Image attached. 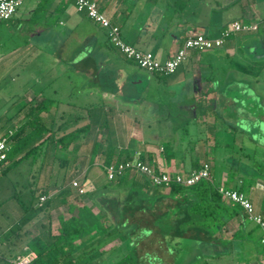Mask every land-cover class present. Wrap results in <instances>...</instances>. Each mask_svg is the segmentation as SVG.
Wrapping results in <instances>:
<instances>
[{
    "label": "crops",
    "instance_id": "crops-1",
    "mask_svg": "<svg viewBox=\"0 0 264 264\" xmlns=\"http://www.w3.org/2000/svg\"><path fill=\"white\" fill-rule=\"evenodd\" d=\"M94 1L99 10L118 25L126 42L140 50L151 52L160 61L170 57L187 35L204 33L214 37L222 26L233 19L264 17V0ZM39 3L40 0H31L22 14H18L16 9L14 15L20 16L17 18L20 22L17 23H21L23 28L20 33L24 35L20 37L21 43L9 52L21 50L27 57L44 43L58 46V50L62 47L63 51H70V60L64 65L78 80L76 86L75 82L73 84L75 88L72 95L75 99L70 98V104L67 102L70 118H73L70 125L81 120L82 123L77 127L87 125L88 128L70 142L69 179L65 178L67 169L60 174L53 173V155L50 160H47V156L44 157V163L49 168L39 173V180L32 189L34 198L29 201V206H18L10 201L13 197V185H8L4 193H1L0 185V198L3 199L0 203L10 201L6 210L0 212V264H5V259L28 248L27 242L34 235L57 234L60 228L58 219L67 218L54 206L58 196H61V202H66L68 217L78 216L87 209L106 229L108 222L102 221V217L106 218L102 216L96 202L100 194L121 193L130 187L153 192L154 188L147 179L133 171H125L117 180L107 181L102 169L106 159L109 162L119 160L126 154L138 153L160 171L182 174L207 162L210 155L212 183L240 189L250 201L253 212L264 221V206L261 202L264 183L258 179L254 181L251 176L243 177L239 173H232L233 164L224 156L228 143L233 142L235 135L247 136L252 142L248 133L264 120V111L260 110V114L255 115L250 108L240 103L251 96L250 93L245 94L246 86L252 87L253 94H258L259 101L264 102V93L256 89L264 76L261 74V77H252L256 71H264V31L236 33L227 38L221 47L191 50L172 74L161 77L139 69L134 62L125 59L115 48L109 46L104 29L90 21L82 11H77L74 0H44L39 11L35 12ZM24 24L28 27L24 28ZM110 75V83L116 81L119 90L101 88L108 86L106 82L110 80ZM68 77L65 81L70 80ZM52 79L55 82V77H47L40 85L50 84ZM125 82L134 90L133 96L123 93ZM93 85L99 87L98 91L90 88ZM66 92L71 97V91L67 89ZM27 94L32 97L27 99ZM90 94L96 95L93 96L98 100L96 106L91 103ZM56 95V89H52L50 95L42 90H23L10 110L0 119V129H14L20 118L17 114L26 102L36 103L47 99L50 106L45 110L54 112V103L60 101L54 98ZM76 98H80L82 102ZM218 118L222 119L220 124L215 121ZM244 123H247L246 126ZM62 127L64 125L57 128ZM95 132L97 135L103 134V141L94 138L92 141L86 140L88 134ZM205 133L212 135L210 147L204 146L207 139H202V136ZM218 135L220 137L216 138ZM48 140L40 135L29 146L15 152L7 158L0 174L7 173L15 161L28 154L27 148L33 149L43 141H47L48 145ZM66 181H74L76 186H68L69 189L57 188L59 183ZM77 188H81L83 192L78 194ZM160 190L164 192L165 188ZM40 193L47 195L49 203L45 209L37 212L34 209ZM54 219L58 222L55 232ZM223 227L230 230L225 239L220 235ZM221 228L216 236L218 245L226 243L223 245L225 248L220 245L221 248L217 247L216 253L209 251L193 258L195 261L198 260L200 264H264V247L259 243L261 230L258 226L246 222L239 215L231 218ZM92 232L93 229L89 228L77 235L71 243L73 251L71 254L66 253L61 261L68 260L69 264H78L80 261L91 263L95 261V258H88L91 253L96 251L104 254L119 243L116 240L104 241L97 235L92 237ZM180 239L185 242L184 238L177 240ZM172 242L169 240L168 244L172 245ZM231 244L236 247H229ZM89 246L95 249L91 252ZM82 247L83 252L77 253ZM81 253L85 254L84 259H81ZM163 253L170 257L172 264H178L174 250L172 252L167 249Z\"/></svg>",
    "mask_w": 264,
    "mask_h": 264
},
{
    "label": "trees",
    "instance_id": "trees-1",
    "mask_svg": "<svg viewBox=\"0 0 264 264\" xmlns=\"http://www.w3.org/2000/svg\"><path fill=\"white\" fill-rule=\"evenodd\" d=\"M43 1L40 0L35 12L39 11ZM106 41L111 46L107 38ZM244 91L245 94H251L249 102H244V106L250 108L251 105L256 108L257 110L253 111L257 114L263 112L264 102L259 101L258 94H253L252 87L246 86ZM48 105L47 99L36 103L28 102L26 111L17 120V124L12 130L13 142L7 158L21 148L29 146L43 133H47L45 140H52L54 145L62 150L87 131L88 126L82 125L53 137L51 125H46L39 115ZM259 124L264 126V120ZM164 147L165 145L162 146V148ZM126 157L128 156L123 158ZM108 162L106 159V163ZM118 178L107 181L112 182ZM151 186L154 188L153 192L130 187L121 193L105 192L100 194V197L96 198V202L101 209L102 216L108 222L106 229L102 222L87 209H84V212L78 216L70 215L65 219L60 217L58 219L60 228L57 234L51 236L48 233L45 235L41 233L28 240L27 247L35 251L37 255L34 263L69 264L68 260L61 261L62 257L68 252L71 254L73 251L72 240L89 228L93 229L92 237L97 235L104 241L127 242L130 250L113 264H159L162 260L160 252H167V249L173 252L168 244L169 240L179 238H184L185 242H189L193 246L195 254L192 257L196 258L204 255L201 251L206 247L208 248L207 252H217L218 239L216 235H218L221 226L229 222L231 218L241 215L246 220L238 204L224 202L212 180L200 179L188 186L177 183H170L165 187ZM162 188H165L164 192L160 190ZM235 190L241 192L240 189ZM48 203L49 200L46 199L34 210L45 209ZM89 249L92 252L95 248L92 249L89 246ZM80 250H84V247ZM93 255L94 253H91L88 258H92ZM133 256L137 257V263L133 260ZM80 257L84 258L85 254L81 253ZM70 264L74 263L70 262ZM198 264L200 263L198 262Z\"/></svg>",
    "mask_w": 264,
    "mask_h": 264
},
{
    "label": "rangeland",
    "instance_id": "rangeland-1",
    "mask_svg": "<svg viewBox=\"0 0 264 264\" xmlns=\"http://www.w3.org/2000/svg\"><path fill=\"white\" fill-rule=\"evenodd\" d=\"M30 3L31 0H23V2L17 8V13L22 14L23 12L22 10H26V7H28ZM18 14H15L16 16L13 14L8 19L0 21V57H1L0 58V66H1L0 119L3 118V116H5V114L10 110V107L15 103V100L18 99L19 96L23 93V90L29 89L32 92H38V90H42L47 95H50L51 90L56 89L57 95L54 98L60 101L58 103H54L55 111L52 112L49 110L48 112L47 110H44L42 113L39 114L41 119L45 122L46 125L49 124L51 125L50 127L52 131L51 133H53V137H56L60 135L62 132H67L70 130V128L77 127V125L82 123L81 120H76L73 126L70 125V122L73 121V118H70V110H69L70 108L67 105L70 104V98L75 99L74 95H72V92L78 83V80L76 79L77 77L75 78L73 72L70 71L69 68H66L64 65L67 64L70 60L69 59L70 51L69 52L63 51L62 47L61 50L60 49L58 50V46L56 47L55 45L53 46L51 44L44 43L41 45V47L38 50H35L33 54L28 55L27 57L26 55H23L24 52H22L21 50L16 53L9 52L13 47L21 43L20 37L24 35V33H22V35L20 33V29L23 28L21 27V23L20 25L19 23H17L20 22L18 20L20 18ZM29 25H31V23ZM24 26H25L24 28L28 27L27 24H24ZM103 73L104 72H102V74ZM254 73L255 74L252 75L253 78H256L258 76L261 77L262 75L264 76V71H256ZM123 75L125 78V73H123ZM67 76H69L68 78L70 80L65 81ZM111 76L112 75H110L109 78L110 80H107L106 82L108 83L107 84L108 86H102L101 88L106 90L116 88L117 90H119L120 87L119 85H117L116 81H114L112 84L110 83L112 78ZM47 77L48 78L55 77L54 79L55 82L52 79L50 81V84L41 86L40 84ZM74 79H76L77 81L76 80L74 81ZM74 82L75 83L77 82L75 86L73 85ZM92 87L95 88L96 91H98L99 89V87H96L95 85L91 86L90 88ZM67 89L71 91L70 92L71 97L70 94L66 92ZM122 89L124 94L133 96L134 90L130 88V85L129 86L127 85V82H125V85H123ZM256 89L260 93H264V80L263 81L261 80V82L256 85ZM93 96L96 95L90 94L91 97L90 99H92L90 101L92 104H95L96 106L98 100L93 98ZM30 97H32L31 94L26 95L27 99ZM76 99L79 100L80 98H76ZM67 102L69 104H67ZM79 102H82V100L80 99ZM244 102L248 103L249 101L247 98L243 102L240 101V103L243 104ZM76 104H80V103L76 102ZM27 106H28V102H26V106H23L22 110L19 111L17 117L19 116L21 117V115L26 111ZM48 106H50V103ZM250 109L252 114L255 115L257 114L255 111H253V110H257L256 108H253L250 105ZM207 120H212V118H207ZM221 120H222L221 118H218L215 121L220 124ZM244 124L246 126L247 123ZM60 125H64V127L57 128ZM251 131L252 132L248 133V135L252 139V142L249 141L247 136L237 134L235 135L233 142L228 143V147L226 148L224 156H227L230 159L229 162L233 164V165L230 164L232 173H236V174L239 173L243 177L251 176V178L255 179L254 181H257L258 179L259 181H262L264 183V126L260 125L254 127L251 129ZM46 134L47 133L41 134V137H45ZM96 135H97L96 132L94 134L93 133L88 134L86 136V140L92 141V139L94 138L98 141H103L102 133L97 135V137ZM202 137H203L202 139H207L206 141H204V146L210 147L212 145V135H210V133L209 134L205 133L203 134ZM219 137H220L219 135L216 136V138ZM229 138L231 139V136H229ZM105 141L106 140L104 139L103 143H105ZM51 144H54V142L52 140H49L48 145H47V141H43L38 143L37 147L33 149L27 148L26 151L28 152V154H26L18 161H15L13 163V166L10 167L7 173L0 174V185L2 189L1 193H4L8 185H13L12 193H11V196L13 197L11 198L12 200L10 201L16 203L18 206L19 205L22 206V204L29 206L28 204L29 201L33 200L34 195L32 189L35 188L39 180V173L49 168V165L44 163L45 156H47L48 158L47 160H50L51 155L54 156L52 158L54 159L52 163L53 173L58 172V174H60L63 170L65 171L67 169L68 171L65 175V178L66 179L70 178V158H69L70 143L66 148L62 150L58 149V147L55 145L51 146ZM157 151L159 152L160 149L158 148ZM135 154L139 155L138 153ZM129 155H133V154H126V156ZM140 158L142 157L140 156ZM210 161H211L210 155H208L207 162L204 163H206L209 166L210 180H211L212 177H211V166L209 164ZM253 172H257V174H254ZM59 184L60 185H57V188L61 187L62 189L63 188L69 189L68 181ZM14 186L16 188H14ZM1 201H3V199L0 198V202ZM10 201H7L5 204L0 203V212L6 210V208L10 205ZM261 202L264 206V194L262 195ZM54 206L57 207V211L64 213L63 214L64 217H68L69 212L65 211L66 202L64 201L61 202V196L57 197V201ZM36 211L39 212L40 210H36ZM102 221L104 223H107V221L103 217H102ZM246 222H250V221L246 219ZM250 223L253 224L252 222ZM57 225L58 222H56V220L54 219L53 220L54 232L56 230ZM229 232H230L229 229L223 227L220 230V235H222V237L225 239L229 236ZM172 241L173 242L172 245H170V248H172V250L175 251L178 264H198V260L195 261L192 257L195 254V249L189 242H183V240L181 239L180 240L174 239ZM117 244L118 245L111 247L110 250H108V252L104 254H102L101 252L96 253V251L93 252L94 255L92 256V258H95L94 262L83 263L82 261H80L81 263L78 264H113L116 260H118L124 254H126L128 250H130L129 245L125 241H120ZM225 244L226 243L223 242L219 243L218 248L219 249L221 248L220 245H222V247L225 248V246H223ZM233 245L234 244H231L229 245V247L232 248ZM235 247L236 246L234 245V248ZM207 250L208 248L206 247L204 248L203 251H201V253L205 255L208 253ZM80 252L81 250L77 251V253ZM160 256L162 257V261L159 264H172L170 257L164 255V253L162 254V252H160ZM81 259L84 258L82 257ZM133 260L136 261L137 263V257L133 256ZM232 264L234 263L232 262Z\"/></svg>",
    "mask_w": 264,
    "mask_h": 264
},
{
    "label": "built area",
    "instance_id": "built-area-1",
    "mask_svg": "<svg viewBox=\"0 0 264 264\" xmlns=\"http://www.w3.org/2000/svg\"><path fill=\"white\" fill-rule=\"evenodd\" d=\"M22 2L23 0H0V21L11 17ZM74 7L77 11H82L94 24L104 29L109 44L125 59L134 62L139 69L145 72L160 76L172 74L191 50L221 47L227 38L236 33H255L264 31V17L255 19H233L222 26L214 37H209L204 33L187 35L170 57L160 61L151 52L140 50L134 45L126 42L120 34L118 25L110 21V19L99 10L94 0H74ZM11 133V129H0V171L7 161V154L13 142ZM102 169L107 180L116 179L125 171H133L143 175L149 184L158 187H165L170 183L188 186L200 179L210 180V169L206 163H202L197 169H192L187 174L170 173L158 170L153 165L143 161L137 154L110 161L103 164ZM68 186L75 187L76 182L71 181ZM216 189L225 201L238 204L246 219L260 228L259 243L264 247V221L260 215L253 212L252 205L248 198L242 192L223 185H218ZM76 191L78 194L83 192L81 188H77ZM46 199V194L38 195L36 205H40ZM36 257L35 251L25 248L18 255L5 259L4 262L5 264H35L34 261Z\"/></svg>",
    "mask_w": 264,
    "mask_h": 264
},
{
    "label": "water",
    "instance_id": "water-1",
    "mask_svg": "<svg viewBox=\"0 0 264 264\" xmlns=\"http://www.w3.org/2000/svg\"><path fill=\"white\" fill-rule=\"evenodd\" d=\"M141 80H143V78H141ZM143 82V81H142Z\"/></svg>",
    "mask_w": 264,
    "mask_h": 264
}]
</instances>
